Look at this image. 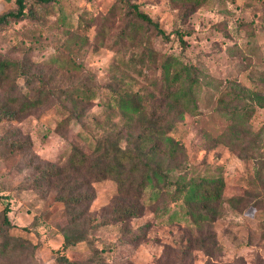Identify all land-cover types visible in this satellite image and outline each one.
Masks as SVG:
<instances>
[{
	"label": "rangeland",
	"instance_id": "374dc122",
	"mask_svg": "<svg viewBox=\"0 0 264 264\" xmlns=\"http://www.w3.org/2000/svg\"><path fill=\"white\" fill-rule=\"evenodd\" d=\"M129 1L167 33L180 28L189 31L185 36L184 57L198 66L205 84L198 102L200 114L191 122L189 119L180 134L188 162L187 174L222 175L230 188L228 198L241 193L237 180L252 173V154L244 158L225 145L212 141L203 144L202 133L216 137L225 128L226 121L215 108L217 98L228 85H241L250 91L263 88L264 0H206L186 20L182 14L188 5L180 2ZM27 6L31 11L29 16L0 24V57L18 61L30 69L27 78L11 73L0 83V105L12 97L32 93L40 79L57 95L64 92L68 95L77 87L96 90L94 101L82 107L83 116L76 119L69 114L70 120L62 128H57L58 123L69 112L59 110L56 97L18 122L0 124V195L3 196L0 212L9 206L11 234L37 245L33 264H59L56 260L59 250L75 261L87 262L94 249L101 251L106 264H264V242L259 228L264 219L263 210H235L228 205L223 208L222 218L213 225L217 248L210 255L196 249L190 255L184 254L190 244L186 228L178 221L171 222L168 215L156 217L150 208L126 223L114 222L90 230L91 244L83 242L61 251L63 228L71 219L58 200L62 191L60 182L43 179V171L63 167L73 145L89 151L88 145L101 133L94 119L104 124L111 114L109 117L118 121V115H105L103 107L102 88L110 82V69L118 67V73L129 77L135 90L141 91L149 87L152 71L144 69L140 73L128 59L130 51L139 49L113 44L127 21L123 0H57L42 6L28 1ZM17 10L16 0H0V16ZM80 17L93 18L94 22L82 46L67 47L71 35L65 29L76 31ZM79 35L83 37V32ZM149 39L150 46L162 55L181 52L174 36L166 43L150 32ZM55 57L69 60L70 67L60 68ZM250 124L253 132H262L264 140V108H257ZM12 141L25 142L27 147L11 151ZM95 189L90 214L97 222L111 220L115 187L106 181L95 185ZM87 221L80 219L81 223ZM130 231L142 238H132ZM194 234L195 238L199 236Z\"/></svg>",
	"mask_w": 264,
	"mask_h": 264
},
{
	"label": "trees",
	"instance_id": "16d2710c",
	"mask_svg": "<svg viewBox=\"0 0 264 264\" xmlns=\"http://www.w3.org/2000/svg\"><path fill=\"white\" fill-rule=\"evenodd\" d=\"M28 1L42 6L54 4L57 0H16L17 12L0 16V24L29 16ZM123 1L127 8V21L117 32L113 44L139 49L130 51L128 59L140 73H144V69L152 71V77L147 89L135 90L132 80L118 73V67L110 69V82L102 88L105 95L103 107L105 115H118V121L109 117L111 114L104 124L98 118L94 119L101 133L88 145L89 151L73 145L63 167L43 171V179L60 182L62 191L58 200L71 219L63 228L61 251L83 242L90 243V230H98L114 222L126 223L141 217L145 208H150L156 217L168 215L171 222L178 221L186 228L190 244L184 249V254L190 255L191 250L196 249L210 255L217 248L213 225L224 215L225 205L235 210H263L264 214V140L262 132H253L250 124L257 108H264V76L260 90L250 91L241 85H228L217 98L215 108L217 114L225 119V128L216 137L208 132L202 133L203 144L212 141L225 145L244 158L252 154V173L246 177L239 176L237 181L241 193H233L228 198L230 188L222 175L192 177L186 172L188 162L180 134L189 119L191 122L200 114L198 102L205 84L198 66L184 57L187 48L185 36L189 31L180 28L167 33L139 10L138 5ZM171 1L188 5L182 14L183 20L206 2ZM93 22V18L80 17L76 31L65 29L71 35L67 39V47L82 46ZM78 32H83V37ZM150 32L166 43L174 36L181 47L180 54L162 55L155 51L150 46ZM54 60L62 69L70 67L67 59L55 57ZM11 73L27 78L30 69L18 61L0 57V83L5 82ZM33 89L32 93L12 97L0 105V124L18 122L28 112L50 104L56 97L59 110L69 112L68 117L58 123L57 128H62L70 120L69 114L80 119L82 107L93 102L96 95V90L88 87H77L68 95L65 92L57 95L43 79ZM9 146L11 151L27 147L25 142L19 141H12ZM106 181L115 187V200L110 211L112 217L111 220L97 222L90 214L96 198L95 185ZM1 198L3 196L0 195ZM9 212V206L0 212V264H33L37 245L11 234L13 225ZM80 219L88 221L81 223ZM259 228L264 242V219H261ZM194 233L199 236L195 238ZM130 234L132 238H142V235H133L131 231ZM56 260L59 264H106L97 249L93 250L87 262L75 261L60 250Z\"/></svg>",
	"mask_w": 264,
	"mask_h": 264
}]
</instances>
